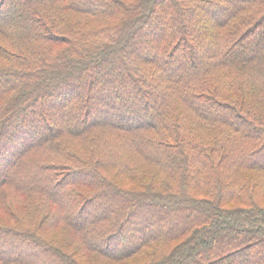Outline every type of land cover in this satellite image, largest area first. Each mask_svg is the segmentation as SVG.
Instances as JSON below:
<instances>
[{
  "label": "trees",
  "instance_id": "16d2710c",
  "mask_svg": "<svg viewBox=\"0 0 264 264\" xmlns=\"http://www.w3.org/2000/svg\"><path fill=\"white\" fill-rule=\"evenodd\" d=\"M0 264H264V0H0Z\"/></svg>",
  "mask_w": 264,
  "mask_h": 264
},
{
  "label": "rangeland",
  "instance_id": "374dc122",
  "mask_svg": "<svg viewBox=\"0 0 264 264\" xmlns=\"http://www.w3.org/2000/svg\"><path fill=\"white\" fill-rule=\"evenodd\" d=\"M215 8L216 7H209V9H207V11L205 10L201 15H204V14H209L210 12H212V11H215ZM199 17H200V15H199ZM148 52V51H147ZM167 69H170V66H167ZM106 92H108V91H106ZM108 96L109 95H107V99H109L110 100V98H108ZM55 101V98L54 97H52V95H49L48 97H47V99H46V104H45V107H44V109H45V111L46 110H50L53 106L51 105V104H53V102ZM111 108V107H110ZM115 110V108H111V110H108L109 112L110 111H114ZM107 112V111H106ZM103 114H104V112H102ZM132 114V113H131ZM124 115V114H123ZM136 115H138L137 113H133L132 114V116L131 115H128V116H130L129 118H128V116L127 117H124V116H122L123 118H126V119H134V116H136ZM61 174V173H60ZM62 174H63V172H62ZM124 185H128V186H134V184L133 183H131V184H129V182H125L124 183ZM132 188H134V187H132ZM59 194H61V192L59 191ZM25 195H26V193H25ZM23 196H17V197H13V196H11V198H13L12 200L15 202V204L16 205H18V206H21V203L22 204H25L23 201H25V199L27 198L26 196H24L23 198H22ZM23 201H22V200ZM30 200H33V198H30ZM18 202V203H17ZM26 202V201H25ZM27 203V202H26ZM30 205H32L33 206V204H31V202H30ZM23 213V212H22ZM145 223V222H144ZM144 223H141V224H139V226L138 227H140V226H143V224ZM133 228H136V227H127V229H126V231H125V234H126V236L128 237V238H130L131 237V235H132V230H133ZM56 237H59V236H61V235H55Z\"/></svg>",
  "mask_w": 264,
  "mask_h": 264
}]
</instances>
